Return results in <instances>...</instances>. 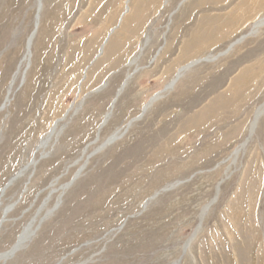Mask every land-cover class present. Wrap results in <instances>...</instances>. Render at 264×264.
<instances>
[{"label": "rangeland", "instance_id": "obj_1", "mask_svg": "<svg viewBox=\"0 0 264 264\" xmlns=\"http://www.w3.org/2000/svg\"><path fill=\"white\" fill-rule=\"evenodd\" d=\"M263 106L264 0H0V264H264Z\"/></svg>", "mask_w": 264, "mask_h": 264}, {"label": "bare ground", "instance_id": "obj_2", "mask_svg": "<svg viewBox=\"0 0 264 264\" xmlns=\"http://www.w3.org/2000/svg\"><path fill=\"white\" fill-rule=\"evenodd\" d=\"M39 1H41V0H38V3H39ZM38 10H39V12H38V15L36 17L35 29H34V31L32 32V34L30 35V37H29V39L27 41V53H26V57H25L26 58V61H28L29 58H30V56H31V48H32L33 39L35 37L34 35L36 33V26H39L40 12H41V3H40V7H39ZM263 112H264V106L261 107L257 111L256 116H255V121L253 123V128H255V126H256V123H257L256 121H257L259 115L261 113H263ZM114 138H117V135H113L112 137H110L108 139L107 143H109L110 141H112ZM4 221L5 220H4V217H3V219L0 222V228L2 227V224H3ZM35 233H36V229H32V225H28L21 232V234L19 235V237H18L16 243L14 244V246L10 250H8V251L0 254V261H6V260H9V258H12L15 255V253L19 249H21L35 235Z\"/></svg>", "mask_w": 264, "mask_h": 264}]
</instances>
